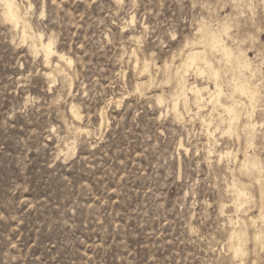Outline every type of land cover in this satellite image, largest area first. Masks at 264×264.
<instances>
[{
    "label": "rangeland",
    "instance_id": "obj_1",
    "mask_svg": "<svg viewBox=\"0 0 264 264\" xmlns=\"http://www.w3.org/2000/svg\"><path fill=\"white\" fill-rule=\"evenodd\" d=\"M17 3L13 27L0 0V264H264V0ZM191 50L223 95L204 66L186 78L197 100L172 78Z\"/></svg>",
    "mask_w": 264,
    "mask_h": 264
},
{
    "label": "bare ground",
    "instance_id": "obj_2",
    "mask_svg": "<svg viewBox=\"0 0 264 264\" xmlns=\"http://www.w3.org/2000/svg\"><path fill=\"white\" fill-rule=\"evenodd\" d=\"M3 2H4V4H5V7H6V11H5V13H4V21L6 20V22H9L10 23V25L12 24L13 25V27H14V25L15 26H18L20 23H21V18H20V15H19V5H18V3H17V0H3ZM22 25V24H21ZM26 26V25H25ZM12 27V28H13ZM27 27V26H26ZM19 28V27H18ZM228 28H223V32L224 31H226ZM26 30V29H25ZM201 32H202V36L201 35H199V37H201V38H198V39H202L201 41H202V43L203 42H205V43H208L214 50L216 49V50H219V51H222V53L223 54H225L226 56H228V58L231 60V58L233 57L232 56V53H231V51L232 50H230L229 48H227V46L224 44V42H223V40H222V36H221V32H219V31H214V32H209V31H207L205 28L204 29H201L200 30ZM23 32V31H22ZM201 32H200V34H201ZM23 35V34H22ZM42 36V35H41ZM37 38V37H36ZM39 38V37H38ZM201 41L199 42L198 41V43L200 44L201 43ZM25 42H26V40H25ZM35 42V41H34ZM32 44V43H31ZM198 45V44H197ZM32 46H33V44H32ZM40 46H41V51L42 52H44V55H45V58H46V61H47V63L48 64H52V61H53V59H54V57H56V55H57V51L55 52L53 49H52V45H50L49 43H46V42H44L43 40H41V43H40ZM198 46H200V45H198ZM195 48H197V47H195ZM33 49V48H32ZM215 50V51H216ZM58 57V59L60 60V62H63V63H66V64H68L69 66H70V64L72 63V61L69 59V58H66V56L63 54V55H58L57 56ZM227 58V57H226ZM228 59V60H229ZM244 59H246V58H244ZM233 60V59H232ZM233 62V61H232ZM46 63V64H47ZM228 63V62H227ZM231 63V62H230ZM50 64V65H51ZM62 64V63H61ZM145 64V63H144ZM56 65V64H55ZM58 65H60V64H58ZM229 65V64H228ZM241 65L243 66V68H245V69H250V63H249V61L248 60H243V62L241 63ZM61 66V65H60ZM59 66V67H60ZM64 66V65H63ZM145 66V65H144ZM143 66V67H144ZM147 66H148V64H147ZM171 66V65H170ZM170 66H168V69H169V67ZM200 66H204V68L205 69H208L209 70V72L212 74V75H214V77H215V79H216V85H215V88H216V90H217V92H218V94L221 96V95H223V91H222V88H221V86L218 84V82L220 81L219 80V74H218V70L214 67V65H213V63H212V61L208 58V56L206 55V52L205 51H195V50H191L188 54H186V56H185V58L182 60V62H181V64L180 65H178V66H176L175 68H174V72H173V79L174 80H176L177 81V83H178V85L179 86H181L185 91H187V90H189L190 92H191V94H193L194 95V97H195V99L197 100V99H199L201 96H202V92H203V90L202 89H200V88H198L197 86H195V85H193L194 87H191L190 89H188V86H187V75H188V72H189V70H191L192 68H196L197 70H196V72L199 74V75H202L204 72H205V70L204 69H202L203 67H200ZM146 67V66H145ZM230 67V66H229ZM58 68V67H57ZM166 68V67H165ZM232 68V67H231ZM236 68H237V66H236ZM59 69V68H58ZM147 69V68H146ZM230 69V68H229ZM170 70L171 69H169V72H170ZM173 70V69H172ZM207 70V71H208ZM238 70V69H237ZM57 71V70H56ZM62 71V70H61ZM241 71V70H240ZM58 72V71H57ZM168 72V73H169ZM172 72V71H171ZM233 72V71H232ZM62 73V72H61ZM209 73V74H210ZM234 73V72H233ZM252 73V72H251ZM171 74V73H170ZM207 75H208V73H206ZM237 74V73H236ZM63 75V74H62ZM213 77V78H214ZM234 77V76H233ZM170 79V78H169ZM234 79V78H233ZM172 80V79H171ZM170 80V81H171ZM237 80V79H236ZM230 81V80H229ZM228 81V82H229ZM233 81V80H232ZM175 82V81H174ZM232 84V83H231ZM231 87V86H230ZM232 89H233V92H232V96H234L235 94H237L238 95V93H240L241 95L240 96H243L244 94H247L248 95V91H247V85H246V82H244V81H234L233 82V87H232ZM231 89V90H232ZM254 89V88H253ZM216 90H215V92H216ZM255 90V89H254ZM216 92V93H217ZM182 93V92H181ZM184 93V92H183ZM187 93V92H186ZM210 93V92H209ZM212 93H213V91H212ZM211 94V93H210ZM231 94V93H230ZM250 94H253L252 92L251 93H249V95ZM175 95V94H174ZM214 95V94H213ZM218 95V96H219ZM182 96V95H181ZM190 96V95H189ZM236 96V95H235ZM253 96H255V95H253ZM252 96V97H253ZM257 96V95H256ZM188 97V95L187 96H185V100H184V105H185V108H189L188 106H189V98H187ZM213 97V96H212ZM219 98V97H218ZM251 98V97H250ZM180 99V98H179ZM193 99V98H192ZM232 99H235L234 97L232 98ZM174 100V99H173ZM217 100V99H216ZM177 101H178V99H177ZM220 101V100H219ZM161 102V101H160ZM174 102V101H173ZM183 103V102H182ZM252 103V102H251ZM177 104H178V102H177ZM177 104H175V106H174V109L175 110H177V106H179V105H177ZM237 104V103H236ZM219 105V104H218ZM222 105V104H221ZM252 105V104H251ZM192 106V105H191ZM222 107H224V106H222ZM226 108V111L228 112V114H229V118H230V120H229V131L228 132H230V133H234L235 131H236V125L239 123V120H240V112H238L237 110H236V107L235 106H226L225 107ZM190 109H191V107H190ZM238 109H239V107H238ZM173 110V109H172ZM240 110V109H239ZM75 111V110H74ZM73 111V113L75 114V116H78V114H77V112H74ZM180 111V110H179ZM187 111V109H185V112ZM225 111V110H224ZM189 112V111H188ZM72 113V114H73ZM175 114V113H174ZM252 114V113H251ZM79 116H80V113H79ZM228 116V115H227ZM247 117H248V114H247ZM77 118V117H76ZM249 119H250V117H248ZM76 120V119H75ZM248 121H246V123H247ZM251 122V121H250ZM249 122V123H250ZM247 124V125H249V127L246 129V132H247V135H248V137H246L247 139H248V141H249V143L250 142H252V138H253V135H254V131H255V126L253 125V123H250V124ZM244 125V124H243ZM246 125V126H247ZM243 128V127H242ZM239 129V128H238ZM245 128H243V130H244ZM241 130V129H240ZM239 135V134H238ZM244 136V135H243ZM254 140V139H253ZM252 144V143H251ZM247 153V152H246ZM246 155V154H245ZM249 156V155H248ZM251 156V155H250ZM247 157V156H246ZM250 158H252V156L250 157ZM244 159V158H243ZM248 159V158H247ZM248 161V160H247ZM245 164V163H244ZM249 165H250V168H252V169H254L255 170V172L257 171L256 169L260 166V162L257 160V159H255L254 158V160H251L250 162H249ZM248 166V165H247ZM243 167V166H242ZM246 167V166H245ZM245 167H244V169H245ZM263 168V167H262ZM251 169V170H252ZM247 170H248V167H247ZM251 170H249V171H251ZM243 171V170H242ZM245 171V170H244ZM249 171H248V173H249ZM252 172H253V170H252ZM254 172V173H255ZM247 173V174H248ZM246 174V175H247ZM259 174H261V171H260V173ZM251 175V173L249 174V176ZM255 175H256V173H255ZM259 176V175H258ZM258 180V179H257ZM260 180V179H259ZM258 180V181H259ZM263 181V180H262ZM260 182L259 184H260V187H259V189L261 190V194H262V199H263V202H264V182ZM234 185V184H233ZM237 189H236V196H237V198L235 197L234 198V200H236V204H237V206L238 207H236V208H241L242 207V205L243 204H245V203H248L249 201H248V198H247V193H246V188H245V190L244 189H242V188H240V186L239 187H236ZM234 189V188H233ZM233 192H235L234 190H233ZM234 194V195H235ZM235 202V201H234ZM235 204V205H236ZM243 210V209H242ZM263 219H264V215H263V217H262ZM230 222H231V220H230ZM243 224V223H242ZM255 225V224H254ZM237 227H238V225H237ZM246 227V226H245ZM243 229V228H242ZM235 231L237 230V229H234ZM234 231V232H235ZM239 231V230H238ZM241 231V230H240ZM247 231V230H246ZM243 232V230L241 231V233ZM240 233V232H239ZM260 234V233H259ZM258 234V235H259ZM232 235V234H231ZM243 235H244V233H243ZM239 235L238 234H236V232H235V234H233V237L232 236H230V237H232L233 239H234V242H233V240L231 241V242H233V244H232V246H233V252H235V255L236 256H238V255H241V256H243L242 254H243V250H242V246L240 247V245L238 244V239H237V237H238ZM246 235H244L243 237H245ZM257 236V235H256ZM242 237V238H243ZM232 238H230V239H232ZM238 238H240V236L238 237ZM258 238V237H257ZM238 241V242H235L236 240ZM245 239V238H244ZM243 239V242H245L246 240H244ZM242 240V239H241ZM240 240V241H241ZM242 242V243H243ZM235 256V257H236ZM242 263V262H241Z\"/></svg>",
    "mask_w": 264,
    "mask_h": 264
}]
</instances>
